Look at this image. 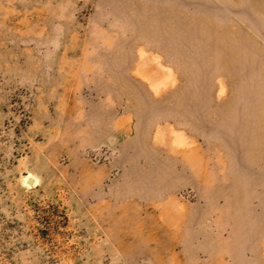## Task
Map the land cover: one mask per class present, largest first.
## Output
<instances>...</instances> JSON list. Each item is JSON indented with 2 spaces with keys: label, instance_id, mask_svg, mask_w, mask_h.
<instances>
[{
  "label": "rangeland",
  "instance_id": "374dc122",
  "mask_svg": "<svg viewBox=\"0 0 264 264\" xmlns=\"http://www.w3.org/2000/svg\"><path fill=\"white\" fill-rule=\"evenodd\" d=\"M13 137L0 264H264V0H0Z\"/></svg>",
  "mask_w": 264,
  "mask_h": 264
},
{
  "label": "trees",
  "instance_id": "16d2710c",
  "mask_svg": "<svg viewBox=\"0 0 264 264\" xmlns=\"http://www.w3.org/2000/svg\"><path fill=\"white\" fill-rule=\"evenodd\" d=\"M15 127H16L17 130H16L15 132L13 131V134L16 133L15 137L20 136V134L22 133V132H21V130H22V128H21V123H20V122H17V123L15 124ZM15 137H13V139H12V141H11V142H13V144L15 145V148L11 151L12 158L9 159V160H7V166H3V177L1 176V179H0L1 184L4 186V189H3L4 192H7V191H6V187H5L6 178H7V176H8V175H5V172L7 171L6 169L9 168L10 171H16V170H15L16 157L19 155L20 149H21V147H22V146L20 145V144H21V140H22V138H20V141H17ZM4 210L6 211L7 208H4Z\"/></svg>",
  "mask_w": 264,
  "mask_h": 264
},
{
  "label": "water",
  "instance_id": "95a60500",
  "mask_svg": "<svg viewBox=\"0 0 264 264\" xmlns=\"http://www.w3.org/2000/svg\"><path fill=\"white\" fill-rule=\"evenodd\" d=\"M26 182L29 185L32 184L33 183V178H31V177L27 178Z\"/></svg>",
  "mask_w": 264,
  "mask_h": 264
}]
</instances>
